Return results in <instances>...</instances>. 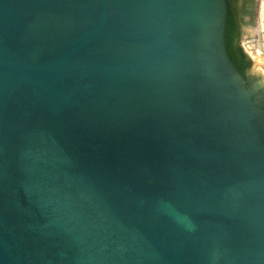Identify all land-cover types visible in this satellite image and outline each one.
I'll return each mask as SVG.
<instances>
[{
  "label": "water",
  "instance_id": "95a60500",
  "mask_svg": "<svg viewBox=\"0 0 264 264\" xmlns=\"http://www.w3.org/2000/svg\"><path fill=\"white\" fill-rule=\"evenodd\" d=\"M226 13L0 0V264H264V81Z\"/></svg>",
  "mask_w": 264,
  "mask_h": 264
},
{
  "label": "rangeland",
  "instance_id": "374dc122",
  "mask_svg": "<svg viewBox=\"0 0 264 264\" xmlns=\"http://www.w3.org/2000/svg\"><path fill=\"white\" fill-rule=\"evenodd\" d=\"M253 39L256 51L259 53L262 60L252 56L246 48V42ZM240 45L249 58L250 64L247 68V72L251 73L255 68L258 74L261 75L264 81V0H256L255 20L252 26L243 25Z\"/></svg>",
  "mask_w": 264,
  "mask_h": 264
},
{
  "label": "trees",
  "instance_id": "16d2710c",
  "mask_svg": "<svg viewBox=\"0 0 264 264\" xmlns=\"http://www.w3.org/2000/svg\"><path fill=\"white\" fill-rule=\"evenodd\" d=\"M238 0H226L227 13L225 21L224 42L227 54L238 71L243 75L244 69L250 61L240 44L236 47L235 42L240 40L238 31V16L242 14V8L237 5ZM245 58L247 62H245Z\"/></svg>",
  "mask_w": 264,
  "mask_h": 264
},
{
  "label": "flooded vegetation",
  "instance_id": "af4514ba",
  "mask_svg": "<svg viewBox=\"0 0 264 264\" xmlns=\"http://www.w3.org/2000/svg\"><path fill=\"white\" fill-rule=\"evenodd\" d=\"M237 5L243 9L242 14L238 16V31L241 35L243 25L252 26L254 24L256 0H238ZM240 40H241V36H240ZM240 40L235 42L236 47L238 46V44H240ZM245 62H247L246 58H245ZM247 68L248 67L244 69L243 75H245Z\"/></svg>",
  "mask_w": 264,
  "mask_h": 264
},
{
  "label": "bare ground",
  "instance_id": "6f19581e",
  "mask_svg": "<svg viewBox=\"0 0 264 264\" xmlns=\"http://www.w3.org/2000/svg\"><path fill=\"white\" fill-rule=\"evenodd\" d=\"M246 48H247V51L252 56H254L255 58H257V60L259 59V61H260V60L263 59V58L261 59L259 53L256 51V48H255L253 39H251V40H249V41L246 42Z\"/></svg>",
  "mask_w": 264,
  "mask_h": 264
}]
</instances>
